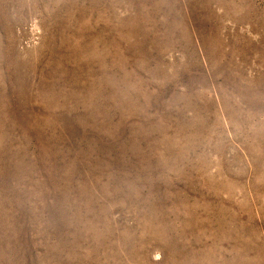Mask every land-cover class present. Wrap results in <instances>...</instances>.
I'll return each instance as SVG.
<instances>
[{"label": "rangeland", "instance_id": "1", "mask_svg": "<svg viewBox=\"0 0 264 264\" xmlns=\"http://www.w3.org/2000/svg\"><path fill=\"white\" fill-rule=\"evenodd\" d=\"M0 264H264V0H0Z\"/></svg>", "mask_w": 264, "mask_h": 264}]
</instances>
